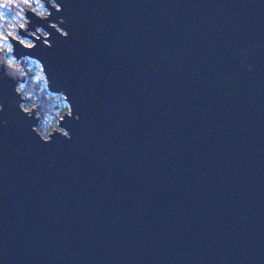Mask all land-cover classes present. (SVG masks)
<instances>
[{
    "label": "water",
    "instance_id": "obj_1",
    "mask_svg": "<svg viewBox=\"0 0 264 264\" xmlns=\"http://www.w3.org/2000/svg\"><path fill=\"white\" fill-rule=\"evenodd\" d=\"M42 1L11 54L68 111L0 49V264H264V0Z\"/></svg>",
    "mask_w": 264,
    "mask_h": 264
},
{
    "label": "rangeland",
    "instance_id": "obj_2",
    "mask_svg": "<svg viewBox=\"0 0 264 264\" xmlns=\"http://www.w3.org/2000/svg\"><path fill=\"white\" fill-rule=\"evenodd\" d=\"M30 7L38 14H44L46 8L42 0H0V49L3 51V55L8 63L12 65H19L21 71L25 75V80L28 78L36 81L40 88H46V82L41 70L40 64L37 60L29 57H22L16 60L11 54V44L8 40V36H14L19 38L24 44H30L32 40L27 36H21L18 33V28L23 29L26 26L24 17V7ZM37 30L43 33L42 29L37 27ZM27 33H34L25 30ZM23 62L24 64H22ZM20 82L17 88L21 91L24 98L22 106L24 108L35 107L36 114L39 115V121L36 125L37 130L42 136H46V133L52 129V127H57V117L61 115L62 112L68 111L67 102L64 100L62 94L60 93H50L53 95L52 102H50L49 110H42L33 99L29 101L30 93L22 90V84Z\"/></svg>",
    "mask_w": 264,
    "mask_h": 264
},
{
    "label": "trees",
    "instance_id": "obj_3",
    "mask_svg": "<svg viewBox=\"0 0 264 264\" xmlns=\"http://www.w3.org/2000/svg\"><path fill=\"white\" fill-rule=\"evenodd\" d=\"M22 90L30 93L29 101L33 99L42 110H49L48 105L52 102L53 95L49 94L45 88H40L36 81L28 78L22 84Z\"/></svg>",
    "mask_w": 264,
    "mask_h": 264
},
{
    "label": "snow or ice",
    "instance_id": "obj_4",
    "mask_svg": "<svg viewBox=\"0 0 264 264\" xmlns=\"http://www.w3.org/2000/svg\"><path fill=\"white\" fill-rule=\"evenodd\" d=\"M0 14H2V13H0Z\"/></svg>",
    "mask_w": 264,
    "mask_h": 264
}]
</instances>
